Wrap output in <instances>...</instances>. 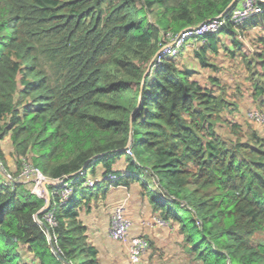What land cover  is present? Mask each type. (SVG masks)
<instances>
[{
    "label": "trees",
    "instance_id": "16d2710c",
    "mask_svg": "<svg viewBox=\"0 0 264 264\" xmlns=\"http://www.w3.org/2000/svg\"><path fill=\"white\" fill-rule=\"evenodd\" d=\"M232 1L0 0V159L7 168L9 137L18 168L26 159L48 179L72 176L48 187L42 223L35 216L47 199L33 184L0 181V264H30L26 252L31 264H102L81 206L110 184L135 181L183 238V264H264V124L234 118L239 104L219 77L203 83L182 68L187 47L157 59L170 33L226 17ZM250 34L259 47L248 55ZM198 45L204 69H217L212 53L242 51L247 90L264 113V13ZM89 173L117 179L89 186ZM62 185L72 193L61 205L53 191Z\"/></svg>",
    "mask_w": 264,
    "mask_h": 264
},
{
    "label": "crops",
    "instance_id": "0c3cea01",
    "mask_svg": "<svg viewBox=\"0 0 264 264\" xmlns=\"http://www.w3.org/2000/svg\"><path fill=\"white\" fill-rule=\"evenodd\" d=\"M116 167L123 169L125 162ZM98 168V177L102 178V166ZM90 178L96 179L92 175ZM119 206L124 207L131 220L130 238L145 237L150 241L152 249L141 264H183V238L168 222H158L162 220L160 213L154 210L151 196L141 181L111 186L81 206L80 218L87 225L89 242L99 249L102 264H129V243L117 241L109 233L112 216Z\"/></svg>",
    "mask_w": 264,
    "mask_h": 264
},
{
    "label": "built area",
    "instance_id": "2783aa9c",
    "mask_svg": "<svg viewBox=\"0 0 264 264\" xmlns=\"http://www.w3.org/2000/svg\"><path fill=\"white\" fill-rule=\"evenodd\" d=\"M263 3L264 0H239L238 4L226 17H218L213 20L203 22L198 26L185 29L177 35L171 36V41L163 44L157 55V59L161 61L164 58L176 57L180 54L182 49L187 47L190 41H193V43L195 41H199L202 36L215 33L228 23L234 25L235 27H241L252 17L264 13ZM248 118L264 124V113L262 112L251 111L248 113ZM127 152L131 154L130 151ZM0 167H4L5 169L1 159ZM46 179L47 178L44 176L40 168L35 166L32 162L24 161L22 171L19 174L18 179L14 178L11 174H8L7 182L12 183L19 180L31 182L33 184V190L42 197H45L46 191L43 186V182ZM115 179H117V175L114 174H110L102 180L87 178V184L89 186H95L98 181H113ZM111 186L113 185L110 184V187ZM71 193L72 187L69 185H62L60 188L53 191V195L58 197L61 205L68 201ZM44 219L51 226H55L57 224L54 213H47ZM158 222L160 224L166 223L160 219ZM131 224V220L125 214L124 207L119 206L112 216L109 233L113 239L129 243V264H141L143 258L150 252L151 244L145 237L130 238L129 231Z\"/></svg>",
    "mask_w": 264,
    "mask_h": 264
},
{
    "label": "rangeland",
    "instance_id": "374dc122",
    "mask_svg": "<svg viewBox=\"0 0 264 264\" xmlns=\"http://www.w3.org/2000/svg\"><path fill=\"white\" fill-rule=\"evenodd\" d=\"M260 26L255 29V31L260 30ZM170 35L167 38H164L165 41L170 42L171 36ZM224 43L230 46V39L227 37L222 38ZM243 42L245 43L244 51L248 55H251L253 50H256L259 45L257 44V40L254 38L253 34H250V36H247L245 38L242 37ZM193 41H190L187 45L186 51L184 52L183 58H181V67L185 69L194 70L196 72L195 77L200 79L203 83H205V78L207 76H217L219 77L220 81L225 85L229 93L232 95L231 102H236L239 104V110L235 112L234 118L238 120L241 123H244L245 120H247V115L251 111L259 110L258 104L253 102L250 98V93L247 90V85L250 84V78L251 73L248 71L246 66V60L243 57L242 51L238 52L236 57H231L228 53H226L224 50H221V52L217 55H214L213 53L210 54V62L211 64H215L217 66V69L214 70L211 67H207L206 69L201 68L197 61L194 59V50L195 48H198V41H195L193 44ZM215 74V75H213ZM254 74V71L252 72ZM227 113V112H226ZM230 115V114H227ZM230 128L229 125L221 124L218 126V131L221 134H229L228 129ZM3 148L6 152V160H8V166L4 169L0 167V181L7 182L8 180V174H11L14 178L18 179L19 174L22 171V167L18 168L15 163V159L13 156V146L11 143L10 138L8 137L5 139V141L2 143ZM24 161L30 162L26 159ZM24 161L22 162V166L24 164ZM20 167V166H19ZM88 178H90L91 173ZM126 214V213H125ZM178 227V226H177ZM24 259L31 264V254L26 252L24 254ZM33 264V263H32Z\"/></svg>",
    "mask_w": 264,
    "mask_h": 264
},
{
    "label": "water",
    "instance_id": "95a60500",
    "mask_svg": "<svg viewBox=\"0 0 264 264\" xmlns=\"http://www.w3.org/2000/svg\"><path fill=\"white\" fill-rule=\"evenodd\" d=\"M239 0H233L230 5L227 7V9L225 10L224 14L226 12H228ZM151 65L149 66L148 70H147V73L151 70ZM132 143V137H130V141H129V144ZM72 176L70 177H66L65 179H63L61 182H58V181H55V180H51V179H46L44 182H43V186L45 188V191H46V198H47V202L45 204V206L36 214V219L40 222V218H39V214L40 213H46L50 207H51V194H50V191H49V186H55V187H58L60 186L61 184H63L67 179L71 178ZM49 236V240H50V246L52 248V250L56 253V255L58 256V258L60 259H63L62 256L60 254H58L55 249H54V245L52 244L51 242V235H48ZM69 264V263H68Z\"/></svg>",
    "mask_w": 264,
    "mask_h": 264
},
{
    "label": "clouds",
    "instance_id": "9594fccd",
    "mask_svg": "<svg viewBox=\"0 0 264 264\" xmlns=\"http://www.w3.org/2000/svg\"><path fill=\"white\" fill-rule=\"evenodd\" d=\"M48 179V178H47ZM19 181H21V180H19ZM58 182H61V181H58ZM8 183V182H7ZM44 198H46V196L44 197ZM47 199V198H46Z\"/></svg>",
    "mask_w": 264,
    "mask_h": 264
}]
</instances>
